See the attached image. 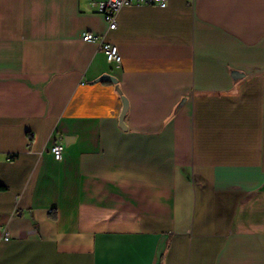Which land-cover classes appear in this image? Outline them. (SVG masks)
Listing matches in <instances>:
<instances>
[{
    "label": "crops",
    "instance_id": "0c3cea01",
    "mask_svg": "<svg viewBox=\"0 0 264 264\" xmlns=\"http://www.w3.org/2000/svg\"><path fill=\"white\" fill-rule=\"evenodd\" d=\"M0 187V264H264V0H0Z\"/></svg>",
    "mask_w": 264,
    "mask_h": 264
},
{
    "label": "built area",
    "instance_id": "2783aa9c",
    "mask_svg": "<svg viewBox=\"0 0 264 264\" xmlns=\"http://www.w3.org/2000/svg\"><path fill=\"white\" fill-rule=\"evenodd\" d=\"M168 0H91V7L103 14L108 31H114L118 28V15L119 12L126 6H150L157 4L161 8L167 6ZM82 40L86 42H95L98 44L99 49L107 56L109 62L116 65H121V56L118 46L106 41L103 37L97 36L93 33H83ZM61 138V137H60ZM62 139V138H61ZM65 144L61 140L52 149L56 160H61ZM51 213L54 211L51 210ZM3 239L10 240V234L7 228L3 229Z\"/></svg>",
    "mask_w": 264,
    "mask_h": 264
},
{
    "label": "water",
    "instance_id": "95a60500",
    "mask_svg": "<svg viewBox=\"0 0 264 264\" xmlns=\"http://www.w3.org/2000/svg\"><path fill=\"white\" fill-rule=\"evenodd\" d=\"M99 81H109V82H113L117 84V80L110 76V75H104L102 76ZM122 101H123V110H122V114L120 117V124L122 126L123 129H127V126L125 124V118L127 116L128 110H129V103L128 100L123 96L122 97ZM73 140V138H66V142Z\"/></svg>",
    "mask_w": 264,
    "mask_h": 264
},
{
    "label": "trees",
    "instance_id": "16d2710c",
    "mask_svg": "<svg viewBox=\"0 0 264 264\" xmlns=\"http://www.w3.org/2000/svg\"><path fill=\"white\" fill-rule=\"evenodd\" d=\"M5 188L4 187H0V190H4Z\"/></svg>",
    "mask_w": 264,
    "mask_h": 264
}]
</instances>
